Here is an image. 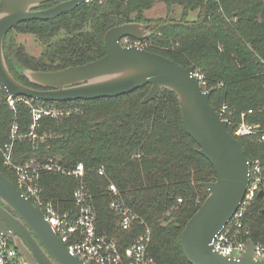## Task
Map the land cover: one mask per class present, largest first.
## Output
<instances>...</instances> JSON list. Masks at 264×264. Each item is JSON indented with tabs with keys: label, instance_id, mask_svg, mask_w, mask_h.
<instances>
[{
	"label": "trees",
	"instance_id": "16d2710c",
	"mask_svg": "<svg viewBox=\"0 0 264 264\" xmlns=\"http://www.w3.org/2000/svg\"><path fill=\"white\" fill-rule=\"evenodd\" d=\"M63 1L67 0H49L38 9ZM154 1L89 0L53 20L21 22L11 31L34 36L42 49L35 57L24 45L5 37L7 65L18 82L36 88L23 76L24 69L53 72L84 65L105 55L104 35L109 29L130 22L152 23L139 42L142 49L183 68L200 69L214 111L218 114L223 105L229 109L230 135L242 120L264 131V0H158L168 14L174 6L180 8L178 22L147 20L144 13ZM191 12L196 16L189 20ZM150 87L94 101L18 97L12 110L0 85V147L12 144L13 164L32 158L51 159L64 167L83 164V182L91 195L99 235L114 240L123 253L148 229V252L158 264H188L180 247L181 233L208 195L199 184L214 181L216 175L185 132L173 92L163 89L150 102L141 103ZM25 100L35 107L71 108L79 113L42 116L32 138V116ZM13 124L20 138L11 140ZM235 139L248 160L259 159L264 166V142ZM101 168L105 177L98 174ZM0 172L15 186V176L3 166L1 154ZM107 179L135 215L129 229L119 227L118 216L109 207ZM77 184L71 176L49 172L39 180L43 199L52 202L59 214L69 212L73 217L78 215L73 201ZM242 229L253 244L264 245V198L255 197L247 207Z\"/></svg>",
	"mask_w": 264,
	"mask_h": 264
},
{
	"label": "water",
	"instance_id": "95a60500",
	"mask_svg": "<svg viewBox=\"0 0 264 264\" xmlns=\"http://www.w3.org/2000/svg\"><path fill=\"white\" fill-rule=\"evenodd\" d=\"M47 1L0 0V85L6 96L47 102L94 101L150 85L141 102L146 104L163 89L173 92L185 132L216 175L214 181L199 184L208 196L181 233L180 247L185 260L188 264H264V259L253 258L254 244L250 240L236 259L213 250L212 239L243 200L248 183V159L237 139L229 134L227 122L210 105L211 91H202L198 86L192 67L183 68L138 46L120 44L125 38L142 41L152 23L130 22L109 29L104 35L105 55L84 65L53 72L24 69L23 76L36 88L14 78L4 56L6 35L21 22L53 20L89 0H67L48 9H38ZM263 196L264 192L260 191L258 197ZM0 236L11 240L28 264H87L70 255L39 210L1 172Z\"/></svg>",
	"mask_w": 264,
	"mask_h": 264
},
{
	"label": "built area",
	"instance_id": "2783aa9c",
	"mask_svg": "<svg viewBox=\"0 0 264 264\" xmlns=\"http://www.w3.org/2000/svg\"><path fill=\"white\" fill-rule=\"evenodd\" d=\"M124 41L126 47L138 46L142 48L138 41L129 43L128 38H125ZM192 75L200 89L208 91L203 74L193 69ZM16 98L18 97L6 96L7 104L12 110H14ZM24 102L30 108L32 116L31 132L29 133L32 138L36 137L34 129L38 127V121L42 116L57 118L70 113H79L77 109L35 107L28 100ZM227 113H229V109L223 105L219 113L216 114L221 120L227 122L228 127L230 122ZM10 136L11 140L20 138L15 124L11 127ZM231 136L234 138L251 137L259 142H264V131L260 126L247 123L244 120L235 126ZM1 153L3 156L2 163L15 176L16 189L39 210L70 255L78 257L87 264H158L148 252L150 242L148 231L139 235L123 253H120L114 240L97 233L96 213L91 204V195L83 182V164L78 163L74 167L67 168L51 159L41 163L32 158L22 165H14L12 163V144L4 145ZM42 171L63 174L77 179L78 184L73 192V201L78 210L76 217H73L69 212L59 214L52 202L43 199L42 188L39 185ZM98 174L104 175L102 168L99 169ZM108 190L112 197L109 207L117 214L119 227L124 230L129 229L135 219L134 213L124 206L117 188L113 184L108 186ZM260 191L264 192V166L259 160L251 159L248 160V183L243 200L231 219L211 241L216 253L235 259L244 253L248 241V232L242 229V219L247 207L255 197H258ZM253 258L255 260L264 259V245L254 244ZM0 264H28L13 247L10 240L2 236H0Z\"/></svg>",
	"mask_w": 264,
	"mask_h": 264
},
{
	"label": "rangeland",
	"instance_id": "374dc122",
	"mask_svg": "<svg viewBox=\"0 0 264 264\" xmlns=\"http://www.w3.org/2000/svg\"><path fill=\"white\" fill-rule=\"evenodd\" d=\"M180 13H181V11H180V8L179 7H177V6H174L173 8H172V11L168 14L167 13V10H166V6L162 3V2H160V1H158V0H155L154 1V3H153V6L149 9V10H147L145 13H144V16H145V18L148 20V19H158V18H166L167 20H170V21H174V22H178L179 20H180V18H179V16H180ZM195 16H196V13L195 12H191V13H189V16L187 17V19H194L195 18ZM151 29V28H150ZM148 34H149V32H148ZM13 38L17 43H20V44H22V45H24L25 46V48H26V50H27V52L30 54V55H32V56H35V57H37L39 54H40V52H41V49H42V47H41V45L35 40V37L34 36H32V35H24V34H19L16 30H13V31H10V33H8V35H6V39H8V38ZM136 41V40H135ZM129 43H134L133 41H128ZM125 41H124V39H122L121 41H120V44L122 45V46H124L125 45ZM124 47H126V46H124ZM196 70H198V69H196ZM201 74H203L202 72H201V70L199 69L198 70ZM203 76H204V74H203ZM205 77V76H204ZM205 80H206V78H205ZM145 96V95H144ZM144 98V97H143ZM142 98V99H143ZM141 102H142V100H141ZM1 150H2V147H0V154H1V157H2V159H3V156H2V153H1ZM35 160H37V159H35ZM257 160H259V159H257ZM28 161V160H27ZM27 161H25L24 163H26ZM38 161V160H37ZM55 162H58V161H55ZM24 163H22V164H24ZM41 163H44V162H41ZM22 164H14V165H22ZM3 166L4 167H6L4 164H3ZM7 168V167H6ZM67 168H71V167H67ZM42 173H44V171H42L41 172V174ZM208 176H209V174H210V172L209 171H207L206 170V172H205ZM104 177H105V174L103 175ZM211 177V176H210ZM212 179V178H211ZM107 182H109L110 183V181L107 179ZM111 184V183H110ZM109 184V185H110ZM208 196V195H207ZM206 199V198H205ZM178 202H180V199L178 200ZM7 209V208H6ZM10 211V210H9ZM12 212V211H11ZM12 213H14V212H12ZM15 214V213H14ZM12 215V214H11ZM16 215V214H15ZM12 216H14V215H12ZM14 217H17V216H14ZM148 231V229L147 230H145V232H147ZM149 232V231H148Z\"/></svg>",
	"mask_w": 264,
	"mask_h": 264
},
{
	"label": "flooded vegetation",
	"instance_id": "af4514ba",
	"mask_svg": "<svg viewBox=\"0 0 264 264\" xmlns=\"http://www.w3.org/2000/svg\"><path fill=\"white\" fill-rule=\"evenodd\" d=\"M8 210V209H7ZM9 211V210H8ZM12 215H14V216H16L14 213H12L11 211H9ZM10 242H11V240H10ZM11 244H12V242H11Z\"/></svg>",
	"mask_w": 264,
	"mask_h": 264
}]
</instances>
